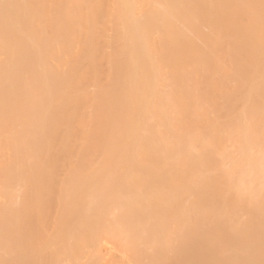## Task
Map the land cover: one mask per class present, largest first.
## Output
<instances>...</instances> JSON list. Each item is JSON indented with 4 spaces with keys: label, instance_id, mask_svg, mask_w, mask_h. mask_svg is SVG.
I'll return each mask as SVG.
<instances>
[{
    "label": "bare ground",
    "instance_id": "6f19581e",
    "mask_svg": "<svg viewBox=\"0 0 264 264\" xmlns=\"http://www.w3.org/2000/svg\"><path fill=\"white\" fill-rule=\"evenodd\" d=\"M4 12L0 264H264V0Z\"/></svg>",
    "mask_w": 264,
    "mask_h": 264
},
{
    "label": "rangeland",
    "instance_id": "374dc122",
    "mask_svg": "<svg viewBox=\"0 0 264 264\" xmlns=\"http://www.w3.org/2000/svg\"><path fill=\"white\" fill-rule=\"evenodd\" d=\"M2 2H3V0H1ZM0 1V3H2ZM13 6H15V5H13ZM4 15V17H5V22L3 21V22H0V26L2 25V23H3V28H1L0 30H3L4 29V27H6L5 26V24H7V22H9L10 21V18L8 17L9 16V14H8V12H4L3 13ZM14 32H16V31H13V37H15V35H14ZM3 35V34H2ZM4 36L3 37H1V43L2 44H5L6 46H9L10 47V49L12 50V48H13V51L15 50H17L18 48H19V40H17L16 38L14 39L15 41H17V42H12L13 41V39H10V41L9 40H7V41H4ZM32 42H33V40L31 39V44H32ZM13 43H14V45H15V47H13L14 45H13ZM18 43V44H17ZM9 44H11V46L9 45ZM35 46H33L32 48H34ZM20 51H18V53H19ZM16 53H17V51H16ZM2 59V57L0 56V60ZM50 61H49V63L50 62H52V64H51V66L54 64V66H52V68L54 69V70H56L57 72H58V75L60 76H63V75H65L66 74V60H65V58H63V60L61 59V62H57L56 61V58L54 57V58H52V57H50ZM54 61V62H53ZM63 62V63H62ZM61 63V64H60ZM63 64V65H62ZM21 65H23V64H20V69H22L23 68V70H25V66H22L21 67ZM56 65H57V67H56ZM55 67V68H54ZM63 67V68H62ZM18 68H19V65H18ZM61 69V70H60ZM19 70V69H18ZM23 72V71H22ZM20 74H22L21 73V71L18 73V75H20ZM21 76V75H20ZM23 77H24V74H23ZM2 90L0 91V95L2 94ZM4 94V93H3ZM0 108H1V105H0ZM2 113H5V112H2ZM146 121H148L149 122V119L148 120H146ZM150 122H152V121H150ZM63 170V169H62ZM64 171H62V173H63ZM67 173V172H66ZM65 174V173H64ZM64 174H62V175H64ZM61 176V175H60ZM59 176V177H60ZM62 177V176H61ZM64 177H65V175H64ZM66 177H67V174H66ZM65 177V178H66ZM63 179V178H62ZM61 182L63 181V180H60ZM66 180H64V182H65ZM63 183V182H62ZM64 184V183H63ZM84 194V196L83 197H85V195L86 194H88V193H83ZM88 196V195H87ZM87 199V198H86ZM5 203H6V199L5 198H3L2 196H0V205H5ZM83 203V202H82ZM116 210H118V209H114L113 210V212H111V213H113L112 215V217H115V216H117L118 217V213L120 212V210L119 211H116ZM116 214V215H115ZM242 220V219H241ZM240 220V221H241ZM55 223H53L51 226H56V221H54ZM54 226V227H55ZM53 227V228H54ZM52 228V227H51ZM51 231V230H50ZM49 231V232H50ZM100 253H101V257H102V264H111L110 262H112L111 260L112 259H114L115 261H121V262H124L125 264H132V262L120 251V250H118L117 248H115L114 247V245L111 243V242H109V241H101L100 242ZM85 256H88V254H90V250H86L85 251ZM83 254V255H84ZM18 255H19V257L20 258H23V259H20L21 261V264H26L24 261H25V256H23L22 254L20 255L19 253H18ZM18 255H16L17 256V258L15 259V261H17V262H14V264H20L19 263V257H18Z\"/></svg>",
    "mask_w": 264,
    "mask_h": 264
}]
</instances>
